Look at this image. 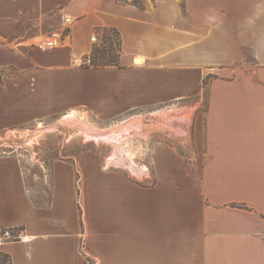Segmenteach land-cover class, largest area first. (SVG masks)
Returning <instances> with one entry per match:
<instances>
[{
    "label": "crops",
    "instance_id": "obj_1",
    "mask_svg": "<svg viewBox=\"0 0 264 264\" xmlns=\"http://www.w3.org/2000/svg\"><path fill=\"white\" fill-rule=\"evenodd\" d=\"M228 2L208 26L120 0H0V131L135 112L182 146L148 144L147 186L98 152L54 159L41 203L21 157L0 156V235H26L0 239L12 264H264V8ZM66 17L69 44L40 51ZM107 29L120 37L117 65L94 68L90 38ZM243 47L254 60L233 68Z\"/></svg>",
    "mask_w": 264,
    "mask_h": 264
},
{
    "label": "rangeland",
    "instance_id": "obj_2",
    "mask_svg": "<svg viewBox=\"0 0 264 264\" xmlns=\"http://www.w3.org/2000/svg\"><path fill=\"white\" fill-rule=\"evenodd\" d=\"M122 1L136 4L143 9L157 7L162 15L174 17L179 24L194 25L206 20L208 26L213 25L220 18V10L224 11L225 6H230L228 1H233L232 6L234 1L243 3L236 7L249 8L251 14L261 13L264 8V0H228L227 2L226 0H204L201 4L199 0ZM112 38L114 46L110 45L107 37L106 47L112 46V53L116 55L119 48L118 39L116 36ZM97 47L98 45L94 44L91 50ZM242 54L243 63L235 64L233 68L243 69L254 60L253 49L243 47ZM139 114L133 112L114 122L100 123L86 113L75 112L76 117L74 116L73 120L68 118L69 114H66L67 116H54L28 125L6 129L0 131V156L19 155L21 157L27 174V187L36 203L43 201L39 193L46 195L43 192L47 186L40 178L42 170L46 171L54 159H74L79 152L83 151L100 153L105 158V163L112 160L116 166L121 165L126 169L125 172L130 179L147 186L154 181L146 153L148 144L153 140H164L177 147L182 146L178 138L169 134L162 126L156 125V116L146 114L139 118L137 117ZM85 129L100 133L111 131L118 133L117 141L118 147L122 148V160L117 163L110 159L116 154V146L113 143L89 138L86 136ZM33 173L37 174V177L33 178Z\"/></svg>",
    "mask_w": 264,
    "mask_h": 264
},
{
    "label": "built area",
    "instance_id": "obj_3",
    "mask_svg": "<svg viewBox=\"0 0 264 264\" xmlns=\"http://www.w3.org/2000/svg\"><path fill=\"white\" fill-rule=\"evenodd\" d=\"M72 26V19L69 17L64 18L60 27L49 32L42 41L37 43V48L40 51H46L63 45H68L70 42V29ZM91 42L98 45L100 48L106 47L107 35L104 30H96L92 33ZM86 63H90V59H86ZM2 241H25L26 235L21 229H5L1 235Z\"/></svg>",
    "mask_w": 264,
    "mask_h": 264
},
{
    "label": "trees",
    "instance_id": "obj_4",
    "mask_svg": "<svg viewBox=\"0 0 264 264\" xmlns=\"http://www.w3.org/2000/svg\"><path fill=\"white\" fill-rule=\"evenodd\" d=\"M120 1L124 2L122 0H120ZM134 5H136V4H134ZM136 6H138V5H136ZM104 31L107 34L108 42L112 46H114L113 45L114 39L112 38V36L117 37L119 48H118L116 55L112 53V50H111L112 46L104 47V48H98L97 47V49L91 50V53L89 55V59H90L89 65L94 67V68L104 67V66H108V65H115V66L117 65V60H118L117 58H118V55L120 52V45H121L119 34L117 33V31H115L113 29H107ZM62 159H64V158H62ZM0 264H12L10 257L8 255L0 253Z\"/></svg>",
    "mask_w": 264,
    "mask_h": 264
},
{
    "label": "bare ground",
    "instance_id": "obj_5",
    "mask_svg": "<svg viewBox=\"0 0 264 264\" xmlns=\"http://www.w3.org/2000/svg\"><path fill=\"white\" fill-rule=\"evenodd\" d=\"M74 116H75L74 113H70L68 118L73 120ZM85 132H86V136L87 137L92 138L94 140L102 139V140H105V141L113 143L116 146L115 147L116 154H115V157H114V159H115L114 162L119 163L122 160V157L120 156L121 152H122V148L118 147L119 143L117 141L118 133H114L112 131L109 132V133H100V132H97V131L91 130V129H89V130L85 129Z\"/></svg>",
    "mask_w": 264,
    "mask_h": 264
}]
</instances>
